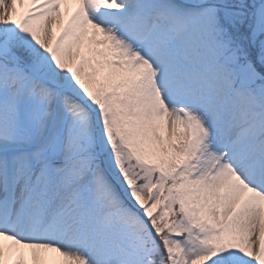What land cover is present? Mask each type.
Returning <instances> with one entry per match:
<instances>
[{"label": "snow or ice", "instance_id": "6c2138e0", "mask_svg": "<svg viewBox=\"0 0 264 264\" xmlns=\"http://www.w3.org/2000/svg\"><path fill=\"white\" fill-rule=\"evenodd\" d=\"M0 264H264V0H0Z\"/></svg>", "mask_w": 264, "mask_h": 264}, {"label": "rangeland", "instance_id": "374dc122", "mask_svg": "<svg viewBox=\"0 0 264 264\" xmlns=\"http://www.w3.org/2000/svg\"><path fill=\"white\" fill-rule=\"evenodd\" d=\"M55 254H49V257L51 258L52 256H54Z\"/></svg>", "mask_w": 264, "mask_h": 264}]
</instances>
